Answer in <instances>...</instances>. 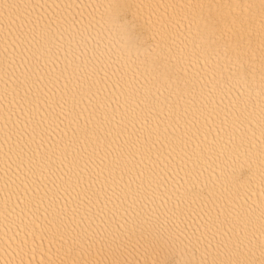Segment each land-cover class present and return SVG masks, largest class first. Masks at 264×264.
Returning a JSON list of instances; mask_svg holds the SVG:
<instances>
[{"label": "snow or ice", "instance_id": "1", "mask_svg": "<svg viewBox=\"0 0 264 264\" xmlns=\"http://www.w3.org/2000/svg\"><path fill=\"white\" fill-rule=\"evenodd\" d=\"M113 29L122 43L89 48ZM0 36L4 213L25 255L39 242L40 264H132L141 248L162 264H264V0H0ZM240 153L258 176L229 164Z\"/></svg>", "mask_w": 264, "mask_h": 264}, {"label": "bare ground", "instance_id": "2", "mask_svg": "<svg viewBox=\"0 0 264 264\" xmlns=\"http://www.w3.org/2000/svg\"><path fill=\"white\" fill-rule=\"evenodd\" d=\"M33 3H47V4H56V3H79L83 5L92 4L95 5L97 3H107L109 0H31ZM116 2V0H114ZM120 3H128V4H158V3H168L170 0H118ZM175 2H187V0H175ZM216 2H228V0H216ZM255 2H259V0H255ZM94 9L92 8H86V9H72L70 13V18L72 16L76 17L77 20H79L80 13L83 12L84 17H88L89 13L93 12ZM151 10L145 9L144 10V19L148 18L149 12ZM160 12H163V9L159 10ZM47 14V13H45ZM97 15H99L97 13ZM86 22V21H85ZM94 37L95 39H92V42L89 44V48L94 47L97 43H99L100 48L99 52H105L106 49L113 45V44H120L122 43L120 34L117 29H113L111 33H109L107 30H104L100 36H97L96 31H92L90 39ZM11 49H9V52ZM135 55V53H134ZM4 56V43L3 38L0 36V61H2V58ZM106 58V56L104 57ZM60 64V67L64 66L65 60L63 57V54L60 56V60L58 61ZM51 63L48 64V70H51ZM113 69H109V75H111V72ZM0 74H2V63H0ZM132 76V70L128 71V78L131 79ZM61 87L63 84L61 83ZM52 91L55 90L54 86H49ZM3 90V81L0 80V92ZM51 94V92L49 93ZM102 95H111L113 98L115 95H118L117 92H114L110 87L107 89V91H104L102 89ZM166 95V93H165ZM11 97H9V100ZM234 99L233 96L225 95L223 98L217 97L216 102L221 106V108H227L231 106V101ZM3 101L0 99V117L3 116V109H2ZM115 106V105H114ZM2 126H3V119L0 118V149H3V143H4V137L2 132ZM63 127V126H61ZM59 131V130H58ZM258 135V133H257ZM203 137H201V140ZM228 141V135H224V141ZM231 146L229 145V148ZM2 150H0V264H21V261H23V264H40V260L42 259L40 252H39V242H37V253L33 257L32 252L30 251L31 243L29 244V250L27 251V254L25 255L23 251H21V241L24 239V234L22 232H19V229L17 225L19 224V220L16 219L15 215H8L7 218L5 217L4 213V204H3V184H4V178H5V166L2 158ZM245 162L247 164H250L253 170L257 173V176L259 174V170L261 167V161L258 155L248 157L240 154H233V160L229 161V164L233 163H241ZM161 169H164V165L161 164L158 171H161ZM219 175V171L216 173ZM161 176L163 177L164 181L171 180L172 184H175V180L172 179L175 177V171L172 169H168L166 171H161ZM180 176H183V173H180ZM180 177H175V179H179ZM171 186V185H169ZM163 191V189H161ZM22 198V196H21ZM259 199V188L256 187V195L251 198V201H257ZM193 208L196 209V212L189 216L188 218V225L192 231H195L197 228H200L203 230L204 220L201 219V216L204 214L201 212L198 205H193ZM19 209H17V212ZM189 211H191L189 209ZM206 211V210H205ZM135 242V241H134ZM45 249L47 248V244L45 243ZM87 259L91 260L92 257H87ZM128 259L132 261V264H154V261L156 264H162L163 261L166 259V253L161 251H156L153 253H146L144 252L143 248L140 249L139 252H133L131 255L128 256ZM176 257H170L166 264H175ZM83 264V261H82Z\"/></svg>", "mask_w": 264, "mask_h": 264}]
</instances>
